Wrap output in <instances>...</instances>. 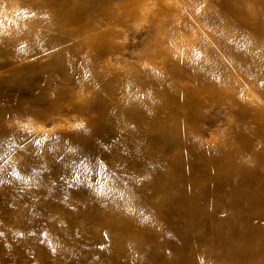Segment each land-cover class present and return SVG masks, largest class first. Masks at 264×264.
Here are the masks:
<instances>
[{
	"label": "rangeland",
	"instance_id": "rangeland-1",
	"mask_svg": "<svg viewBox=\"0 0 264 264\" xmlns=\"http://www.w3.org/2000/svg\"><path fill=\"white\" fill-rule=\"evenodd\" d=\"M0 264H264V0H0Z\"/></svg>",
	"mask_w": 264,
	"mask_h": 264
}]
</instances>
